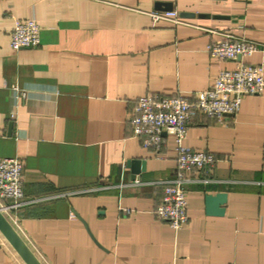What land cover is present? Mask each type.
I'll return each instance as SVG.
<instances>
[{
	"label": "crops",
	"instance_id": "1",
	"mask_svg": "<svg viewBox=\"0 0 264 264\" xmlns=\"http://www.w3.org/2000/svg\"><path fill=\"white\" fill-rule=\"evenodd\" d=\"M166 10L181 22L149 13ZM30 17L39 44L12 48ZM225 33L257 43L243 59L264 73V0H0V157L20 158L24 194L9 220L42 264H264V89L191 119L184 144L215 161L189 174L178 228L156 213L173 137L155 152L129 124L139 96L192 94L233 68L206 49ZM0 264H25L1 233Z\"/></svg>",
	"mask_w": 264,
	"mask_h": 264
},
{
	"label": "built area",
	"instance_id": "2",
	"mask_svg": "<svg viewBox=\"0 0 264 264\" xmlns=\"http://www.w3.org/2000/svg\"><path fill=\"white\" fill-rule=\"evenodd\" d=\"M149 13L154 20L181 22L174 10ZM39 32L40 25L36 19L15 18L8 32L10 46L14 49L35 47L39 44ZM257 47L255 41L244 36L225 33L222 38L212 40L206 49L212 58L234 60L235 66L219 69L208 88L192 94L146 93L137 99L129 117V124L132 135L140 140L141 145L157 152L165 140L162 133L173 137L176 171L164 183L163 196L156 207V213L174 228H178L188 219L184 184L192 180L189 174L207 170L215 161L213 152L195 150L184 144L189 123L197 114L222 120L227 114L233 115L239 110L244 96L260 94L263 91L262 63L246 62L243 59L255 52ZM21 175L20 158L0 157V210L8 220L11 210L24 200Z\"/></svg>",
	"mask_w": 264,
	"mask_h": 264
},
{
	"label": "water",
	"instance_id": "3",
	"mask_svg": "<svg viewBox=\"0 0 264 264\" xmlns=\"http://www.w3.org/2000/svg\"><path fill=\"white\" fill-rule=\"evenodd\" d=\"M143 168V165H142ZM225 201L224 193L206 194L205 209L208 214L221 215L224 208L221 206ZM0 233L11 245L14 251L25 264H42L25 240L20 236L16 228L0 210Z\"/></svg>",
	"mask_w": 264,
	"mask_h": 264
}]
</instances>
